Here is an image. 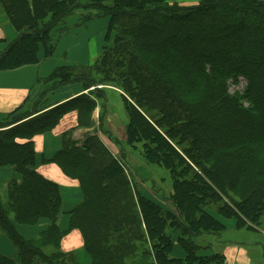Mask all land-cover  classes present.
Segmentation results:
<instances>
[{"label":"trees","instance_id":"16d2710c","mask_svg":"<svg viewBox=\"0 0 264 264\" xmlns=\"http://www.w3.org/2000/svg\"><path fill=\"white\" fill-rule=\"evenodd\" d=\"M0 9L17 33L11 43L0 39L7 44L0 72L38 65L42 50L51 58L54 33L72 17L79 26L109 21L94 63L57 68L39 81L57 83L30 110L35 95L0 121V168L18 174L7 183L6 203L0 194V238L14 250L13 258L0 252V264H80L62 249L74 231L91 264H226L225 255H199L197 238L226 230L210 210L239 230L264 225V0H0ZM241 80L244 90L231 94ZM74 84L80 96L46 107ZM115 95L124 103L125 141L109 129ZM98 107L101 136L169 172L173 210L140 193L127 157L114 156L100 135L73 139L74 130L95 127ZM71 113L77 127L46 162L82 195L64 230L62 188L38 173L34 139ZM21 228L37 233L27 237Z\"/></svg>","mask_w":264,"mask_h":264},{"label":"rangeland","instance_id":"374dc122","mask_svg":"<svg viewBox=\"0 0 264 264\" xmlns=\"http://www.w3.org/2000/svg\"><path fill=\"white\" fill-rule=\"evenodd\" d=\"M175 1L187 5L190 4L193 5L199 3V1L201 0H175ZM3 21H5V23H7L10 26L3 10L0 9V23H2ZM108 22L109 21L107 18L95 19L88 22L89 28L86 29L83 28L82 26H79L80 24L77 17L70 18L66 26L59 27L58 28L59 31H56L54 33L56 53L55 56L53 57L52 62L53 63H55V61H58L60 63L63 62L65 60L63 55L64 53L63 49L72 48L73 47L72 44L78 41L79 46L77 45V47L80 48L83 47L87 51V55L84 56L85 59L83 60V62L84 63L87 62V64H90L93 60L97 59L101 55L102 50L106 45L105 39L107 36V29L109 24ZM71 31L73 32V34L69 35V37L66 40V36ZM85 36H88V40L85 41L87 43L84 44L82 43L83 42L82 38H84ZM62 40L64 41V44L60 45ZM0 48H2L1 44H0ZM96 55H98L97 58ZM94 75L98 81L103 80V76L97 75L96 73H94ZM55 83L57 82L52 81L46 84L43 82L39 83L37 87L38 90L35 94V98L32 100V102L29 103L26 109L30 110L31 107L33 106L34 101H36L39 98V95H41L42 93H44L49 89H52V87L55 86ZM245 86H246V82L244 80H241L239 86H233V85L231 86L230 93L234 94L236 91H243ZM121 93L122 92L119 91L120 95H122ZM120 95L111 96L113 107L108 112L107 119L109 120V129L112 130V127L110 126L114 125L115 129L119 130V131H115L114 134L119 135L120 139H122V141H125L124 138L125 132L122 133L119 129L122 125H127L126 122L127 117L124 111V103ZM26 109H23V111H25ZM99 116L100 113L98 115L97 123L93 120L96 129L91 133L92 134L97 133V135H100V137H102L104 140V145L108 148L112 147L114 151L112 153L114 154V156L120 158L121 155L123 156L125 155L127 157L126 165L128 166L130 178L128 175L127 176L129 179H131L132 183L137 185L141 194H144L146 197L155 201L165 209L173 210V206L167 198L172 192V179L169 172L162 167L148 164L144 160L139 150H133L127 145L125 146L118 145L114 142L115 141L114 138L111 137L108 138L107 135L101 136V133H99L100 132ZM0 170H9L15 173L16 176H18V174L14 172L12 168H0ZM10 180H12L10 175H4L0 173V189H1L0 194L4 203L7 202L6 186ZM68 212H69L68 210L63 209L62 217L63 220L65 221V225H67V221L69 218ZM210 213L218 221H220L225 225L226 230L221 235H205L200 238H197L196 243L200 246V250H199L200 256H209L213 254L225 255V251H227L229 248H235L234 250L236 249H238L239 251L243 250L245 252V255L249 257V259L252 261L251 264H264V225L263 224L261 226L250 225L252 228H254V232L248 230L247 227L239 230L237 229V222L235 220H227L223 218L221 215H219L218 212L215 210H210ZM20 230L21 233L27 237L31 235H35L37 233V229L21 228ZM12 251L14 250L11 244L4 236H1L0 252L2 254L8 255V257L13 258ZM181 253H182L181 250L177 251V255H180ZM81 255H85L87 257L86 259L85 258L80 259L81 264H91V259L87 253L82 251ZM87 259L89 262H86ZM235 264H239V263L236 262Z\"/></svg>","mask_w":264,"mask_h":264},{"label":"crops","instance_id":"0c3cea01","mask_svg":"<svg viewBox=\"0 0 264 264\" xmlns=\"http://www.w3.org/2000/svg\"><path fill=\"white\" fill-rule=\"evenodd\" d=\"M88 24L89 23L82 27L87 29L89 28ZM71 34H73L72 31L66 36V40ZM16 37L17 33L13 30V28L5 23V21L0 23L1 40H6L8 43H11L16 39ZM82 40V43H87L85 41L88 40V36H85L84 38H82ZM63 44L64 41L62 40L60 45ZM77 45L79 46L78 41L72 44V48L63 49L65 60L61 63L58 61H55V63L52 62L55 54L51 58L46 59L44 57V52L41 51L39 55L40 63L38 65L24 66L16 70L0 72V120L3 119L6 115L22 107L30 96L36 94L39 81L49 78L57 68L64 66H88L96 60H93L90 64H87V62L84 63L83 60L85 59L84 56L87 55V51L83 47H77ZM1 47L2 48H0V55L7 47V44L2 43ZM97 57L98 55H96V58ZM82 92L83 89L80 84L69 85L59 92L55 93L54 95L49 96L46 107H48L49 109L55 108L75 97L80 96ZM99 113L100 107L97 108L92 117L96 123L98 121ZM76 127L77 115L75 113H71L62 120L55 131L48 132L44 135H39L34 139L35 149L37 152L36 169L38 173H40L46 179H49L50 181L61 186L63 194L62 209L68 210L69 212L82 201V195L78 184L75 181L67 178L56 165L46 162L52 160L53 157L61 150L64 133L68 132L71 129H75ZM110 127H112L111 131L113 133L114 131H119L115 129L114 125ZM125 128L126 125H122L119 129L122 133H124ZM95 129V127L92 129H76L72 134L73 139L76 141H82L88 134H92L91 132H93ZM0 173L4 175H10L11 179L16 178L15 173L9 170H0ZM68 221L67 225H65V221L62 217L60 221L61 228L65 230L68 226ZM62 249L64 252L77 253L76 255L80 264V259L87 258L85 255H81L82 251H84L85 253L86 251L84 249L82 236L78 231L72 232L63 239ZM234 249L235 248H229L227 251H225L226 264H235L236 262H238L239 264L252 263L249 257L245 255V252L243 250L239 251L238 249ZM86 262H89L88 259L86 260Z\"/></svg>","mask_w":264,"mask_h":264}]
</instances>
